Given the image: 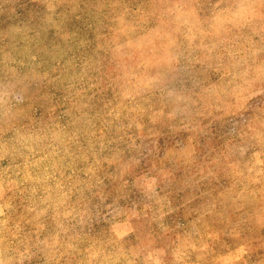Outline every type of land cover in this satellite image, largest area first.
Listing matches in <instances>:
<instances>
[{"label":"rangeland","instance_id":"rangeland-1","mask_svg":"<svg viewBox=\"0 0 264 264\" xmlns=\"http://www.w3.org/2000/svg\"><path fill=\"white\" fill-rule=\"evenodd\" d=\"M264 264V0H0V264Z\"/></svg>","mask_w":264,"mask_h":264},{"label":"crops","instance_id":"crops-1","mask_svg":"<svg viewBox=\"0 0 264 264\" xmlns=\"http://www.w3.org/2000/svg\"><path fill=\"white\" fill-rule=\"evenodd\" d=\"M220 261H218L216 264H218Z\"/></svg>","mask_w":264,"mask_h":264}]
</instances>
